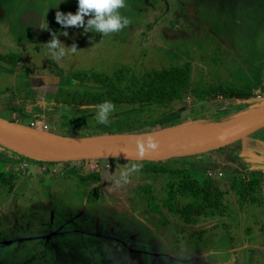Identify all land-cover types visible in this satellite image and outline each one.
<instances>
[{
	"label": "rangeland",
	"instance_id": "1",
	"mask_svg": "<svg viewBox=\"0 0 264 264\" xmlns=\"http://www.w3.org/2000/svg\"><path fill=\"white\" fill-rule=\"evenodd\" d=\"M76 10L77 0H0V117L85 137L220 124L264 103V0H125L128 25L108 35L69 27L59 39L77 51L53 59L39 23L45 16L63 32L56 11ZM183 63L190 87L176 105L117 104L105 122L98 108L71 117L54 105L60 86L83 90L74 74L141 77ZM200 88L216 98L199 102ZM237 89L251 96L226 98ZM145 162H40L0 146V264H264V128L220 151L163 161L177 173ZM238 175L258 179L255 203L231 192ZM192 177L223 191L221 202L183 194Z\"/></svg>",
	"mask_w": 264,
	"mask_h": 264
},
{
	"label": "water",
	"instance_id": "2",
	"mask_svg": "<svg viewBox=\"0 0 264 264\" xmlns=\"http://www.w3.org/2000/svg\"><path fill=\"white\" fill-rule=\"evenodd\" d=\"M263 128L264 103L192 136L169 135L164 132L168 129L165 127L138 134L69 137L0 117V146L40 162L111 158L163 162L171 158L202 155L229 147Z\"/></svg>",
	"mask_w": 264,
	"mask_h": 264
},
{
	"label": "trees",
	"instance_id": "3",
	"mask_svg": "<svg viewBox=\"0 0 264 264\" xmlns=\"http://www.w3.org/2000/svg\"><path fill=\"white\" fill-rule=\"evenodd\" d=\"M1 58L4 62L11 60L10 56H2ZM16 61L18 60H11L14 63ZM73 79L79 82L78 86H83L82 91L60 86L54 96V105L69 108L71 117L83 111H94L97 105L105 100L111 101L113 105L122 103L136 104L140 108L147 105L171 106L182 103L185 101L184 96L190 87V66L187 63L169 66L141 77L127 75L122 71H118L113 76L91 73L83 77L81 74H74ZM91 84L93 85L91 86ZM250 96V92L237 89L229 90L226 98L242 99ZM215 98L208 97L207 93L201 88L199 92H196V100L199 102H209ZM8 119L13 121L12 118ZM103 126L106 127L105 125ZM158 129L154 128L149 131ZM143 165L146 166L147 171L152 173L179 172L177 169L164 167V162H145ZM91 178L93 180L96 179L95 176ZM257 184L258 179L256 178L247 179L244 175L242 177L238 175L233 178L230 190L242 200L255 203L257 201L255 193L258 187ZM181 188L183 189V194L201 198L203 204L206 203L212 207L217 206L224 195V192L215 186L201 185L195 177L187 178L186 183ZM194 206L191 203L189 208L192 209Z\"/></svg>",
	"mask_w": 264,
	"mask_h": 264
},
{
	"label": "clouds",
	"instance_id": "4",
	"mask_svg": "<svg viewBox=\"0 0 264 264\" xmlns=\"http://www.w3.org/2000/svg\"><path fill=\"white\" fill-rule=\"evenodd\" d=\"M125 0H77V10L75 13L56 11L55 21L63 29V32H51L48 28L47 20L44 17L39 23V29L49 31L51 39L46 42L48 54L56 60L62 58L66 50L75 52L77 45L75 43L70 46L59 39L60 35L68 36L67 29L69 27L82 29V34L100 33L108 35L120 31L129 24L127 17L121 15L119 9L124 7ZM87 17V19H85ZM91 39V38H90ZM99 109L98 118L101 122H105L107 114L114 108L111 101L105 100L97 105Z\"/></svg>",
	"mask_w": 264,
	"mask_h": 264
},
{
	"label": "bare ground",
	"instance_id": "5",
	"mask_svg": "<svg viewBox=\"0 0 264 264\" xmlns=\"http://www.w3.org/2000/svg\"><path fill=\"white\" fill-rule=\"evenodd\" d=\"M250 110H252V108L242 111L238 113L237 115L233 116L232 118L239 116ZM213 126H214L213 123L192 120V121L177 124L172 127H168V129L164 130V132L166 134L174 135V136H192V135H197L207 130H210L211 128H213Z\"/></svg>",
	"mask_w": 264,
	"mask_h": 264
},
{
	"label": "built area",
	"instance_id": "6",
	"mask_svg": "<svg viewBox=\"0 0 264 264\" xmlns=\"http://www.w3.org/2000/svg\"><path fill=\"white\" fill-rule=\"evenodd\" d=\"M31 127H34L32 124L30 125Z\"/></svg>",
	"mask_w": 264,
	"mask_h": 264
}]
</instances>
